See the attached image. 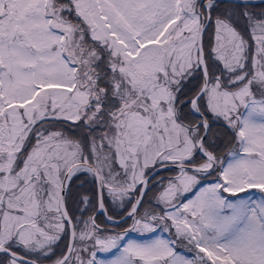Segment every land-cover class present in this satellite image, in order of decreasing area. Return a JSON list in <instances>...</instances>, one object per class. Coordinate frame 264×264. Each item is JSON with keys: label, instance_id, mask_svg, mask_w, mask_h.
<instances>
[{"label": "snow or ice", "instance_id": "obj_1", "mask_svg": "<svg viewBox=\"0 0 264 264\" xmlns=\"http://www.w3.org/2000/svg\"><path fill=\"white\" fill-rule=\"evenodd\" d=\"M45 261L264 264V3L0 0V264Z\"/></svg>", "mask_w": 264, "mask_h": 264}, {"label": "rangeland", "instance_id": "obj_2", "mask_svg": "<svg viewBox=\"0 0 264 264\" xmlns=\"http://www.w3.org/2000/svg\"><path fill=\"white\" fill-rule=\"evenodd\" d=\"M261 3H264V2H261ZM261 3H256V4H261ZM164 176H170V175H172V173H168V172H164V174H163ZM149 195H151V193L149 194ZM99 219H100V217H99ZM101 220V219H100ZM158 235L159 234H161V233H157ZM163 235H167V234H163ZM128 238L129 239H136V240H141V239H147L148 237L147 236H141V235H139L138 233H136V232H130L129 233V236H128ZM66 242V241H65ZM61 249H63V243L61 244ZM61 249H58L57 251L59 252ZM100 256H101V258H105V256H104V254H100ZM54 259V258H53ZM46 262H48V261H45V263Z\"/></svg>", "mask_w": 264, "mask_h": 264}, {"label": "flooded vegetation", "instance_id": "obj_3", "mask_svg": "<svg viewBox=\"0 0 264 264\" xmlns=\"http://www.w3.org/2000/svg\"><path fill=\"white\" fill-rule=\"evenodd\" d=\"M223 151L224 152H227V149L225 148V149H223ZM100 219H101V217H100ZM102 220V219H101ZM132 221L131 220H128L127 221V224L126 225H124V228H126V226H128V224H130Z\"/></svg>", "mask_w": 264, "mask_h": 264}, {"label": "water", "instance_id": "obj_4", "mask_svg": "<svg viewBox=\"0 0 264 264\" xmlns=\"http://www.w3.org/2000/svg\"><path fill=\"white\" fill-rule=\"evenodd\" d=\"M253 3H260V2H264V0H252ZM131 227V225L129 226V228ZM52 264V263H50Z\"/></svg>", "mask_w": 264, "mask_h": 264}, {"label": "trees", "instance_id": "obj_5", "mask_svg": "<svg viewBox=\"0 0 264 264\" xmlns=\"http://www.w3.org/2000/svg\"><path fill=\"white\" fill-rule=\"evenodd\" d=\"M223 147V146H222ZM225 149V148H224ZM101 219H103V217L101 216ZM127 224V223H126ZM126 224H124V225H126Z\"/></svg>", "mask_w": 264, "mask_h": 264}]
</instances>
